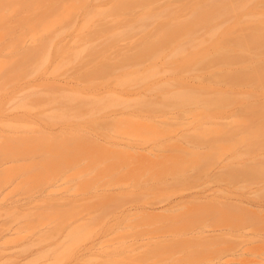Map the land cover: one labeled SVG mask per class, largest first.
<instances>
[{"label": "rangeland", "instance_id": "374dc122", "mask_svg": "<svg viewBox=\"0 0 264 264\" xmlns=\"http://www.w3.org/2000/svg\"><path fill=\"white\" fill-rule=\"evenodd\" d=\"M34 2L0 0V264H264V64L233 20L135 55L144 30H21Z\"/></svg>", "mask_w": 264, "mask_h": 264}, {"label": "bare ground", "instance_id": "6f19581e", "mask_svg": "<svg viewBox=\"0 0 264 264\" xmlns=\"http://www.w3.org/2000/svg\"><path fill=\"white\" fill-rule=\"evenodd\" d=\"M161 1L111 0L107 8L99 6L89 8V0H35L26 11L29 13L27 27H22L21 30H144V35L139 42L140 52L135 54L144 55L146 54L144 46L162 49V30H174L173 28L175 30H190L188 23L193 25V29L215 23L214 27H217L216 30H218L219 25L233 20L234 26L228 29V35L230 34L232 38L233 46H245L248 49V54L245 55L248 65L241 71L247 70L250 63L264 64V0L261 2L259 10L250 11L245 16L246 20L242 21L238 17L241 4L228 5L231 2L229 0L225 2L220 0V4L219 2L218 4H208V0H201L202 3L199 4L192 2L190 4L191 15L176 14L169 19L167 14L162 12ZM56 2L61 3V11L58 10L59 7L55 8ZM135 8H139V10L134 11ZM21 11L19 10V12ZM78 11L79 13L82 12L83 18L81 26L76 27V25L73 26L72 19ZM231 38L220 39V42L230 41ZM249 44L253 46L249 48ZM222 45L223 43H220L219 46ZM134 48H139V46H132L131 50H135ZM242 52L239 49V53ZM152 57L155 59L162 58V53L152 55ZM251 77L264 78V69H257L254 74L245 73L239 77V80H246ZM150 89L152 90V87ZM147 92L150 90L148 89ZM229 92L234 93L231 89ZM240 95L248 96L245 92L240 93ZM252 103L244 104V108L249 107Z\"/></svg>", "mask_w": 264, "mask_h": 264}]
</instances>
